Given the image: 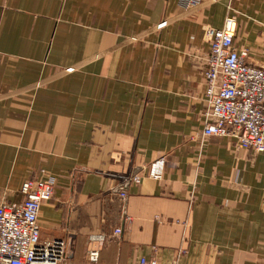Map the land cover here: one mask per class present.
Instances as JSON below:
<instances>
[{
	"label": "crops",
	"instance_id": "1",
	"mask_svg": "<svg viewBox=\"0 0 264 264\" xmlns=\"http://www.w3.org/2000/svg\"><path fill=\"white\" fill-rule=\"evenodd\" d=\"M228 16L264 66V0H0V201L55 176L40 237L71 264L91 234L99 264H264V153L202 135L204 29Z\"/></svg>",
	"mask_w": 264,
	"mask_h": 264
},
{
	"label": "built area",
	"instance_id": "2",
	"mask_svg": "<svg viewBox=\"0 0 264 264\" xmlns=\"http://www.w3.org/2000/svg\"><path fill=\"white\" fill-rule=\"evenodd\" d=\"M199 2L188 0V5ZM204 31L210 50L205 59L202 135L228 137L237 147L264 153V66L251 62L248 47L236 45L234 16H228L222 28L207 26ZM165 169L166 159L160 157L150 164L148 174L160 180ZM141 180V176L132 178L136 184ZM56 186L57 178L43 170L40 176L24 182L22 202L0 201V264H71L67 239L43 241L40 237L42 206L53 197ZM120 194L126 199L125 191ZM121 233V228L115 230V234ZM108 240L103 234L89 236L92 245L87 264H99L100 247ZM132 264L158 262L142 257Z\"/></svg>",
	"mask_w": 264,
	"mask_h": 264
}]
</instances>
